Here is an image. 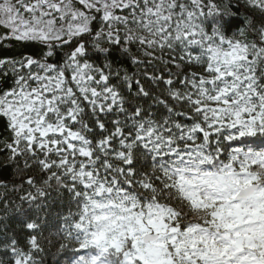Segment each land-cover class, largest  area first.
<instances>
[{"label":"snow or ice","instance_id":"6c2138e0","mask_svg":"<svg viewBox=\"0 0 264 264\" xmlns=\"http://www.w3.org/2000/svg\"><path fill=\"white\" fill-rule=\"evenodd\" d=\"M0 161V264H264V0H0Z\"/></svg>","mask_w":264,"mask_h":264},{"label":"trees","instance_id":"16d2710c","mask_svg":"<svg viewBox=\"0 0 264 264\" xmlns=\"http://www.w3.org/2000/svg\"><path fill=\"white\" fill-rule=\"evenodd\" d=\"M0 163H2V161H0ZM5 178L8 177L6 176ZM13 227L16 226L13 225ZM44 237L52 240L53 246L50 249L46 246V252L48 253V264H51V256L57 251V244H58L57 237L55 235V229H52L51 232L45 231Z\"/></svg>","mask_w":264,"mask_h":264}]
</instances>
